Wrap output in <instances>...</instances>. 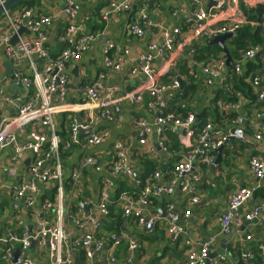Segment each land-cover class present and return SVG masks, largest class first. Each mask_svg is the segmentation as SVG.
Instances as JSON below:
<instances>
[{
    "label": "built area",
    "instance_id": "1",
    "mask_svg": "<svg viewBox=\"0 0 264 264\" xmlns=\"http://www.w3.org/2000/svg\"><path fill=\"white\" fill-rule=\"evenodd\" d=\"M198 5L193 11L192 17L194 25L192 34L186 37L182 30L176 27L171 33H164L161 42H151L148 49L151 54L140 55L142 61L140 72L144 79L134 90L119 91L109 84L106 76L120 72L127 64L131 53L128 50L116 47L113 43H106L102 48L101 57L104 73H100L95 79L88 82L83 88L77 89L79 100L69 102L70 93L74 90L70 88L72 77L70 70L82 61L83 56L91 49L94 42L100 37V33L90 31L86 26L79 23L78 12L72 0H63V12L66 15V26L59 31L54 38L58 48L54 51L50 49L49 38L44 32L52 23V18L47 15L34 16L29 8H18L9 12H4L0 17V154L2 150L10 145L14 146L12 162L22 160L28 152L33 159L29 166L26 178L16 182L8 190L10 206L12 210L11 218L16 217L15 224L22 225V221L17 217L20 213L30 212L31 217H38L36 211H44L55 214V222L43 219L39 215L31 231L28 232L24 225L21 234L9 231L3 237V223L0 217V264H34L29 252L31 241H36V247L46 246L51 264H75L73 250L82 249L88 260L86 264H115L117 258L113 250L127 241L129 253H133L137 246L134 239L129 238L125 233L119 235L111 234L108 239H103V224L101 219L107 220L110 216L109 206L114 203L111 200V189L113 180L110 175L122 174L137 190V194L128 195V192L119 193L115 200L122 217L129 218L133 223L146 233H152L155 222L160 217L156 211H148L151 199H161L170 197L178 189L188 197V203L195 206L199 198L197 196L198 185L201 183L199 165H212L214 158L210 153L214 149L223 146L228 138H233L240 142L246 141L247 127L252 131L253 140L257 143L264 142V106L260 115L250 118L248 124L242 116H236L232 121V127L227 131L214 130L211 124H206L196 135L195 141L191 140L195 136V116L189 113L181 119L166 111V105L160 86V79L164 73L155 71L152 60L155 58L163 59L168 54L175 53L176 48L181 49L190 45L194 39H212L217 35L232 33L249 23L246 14L238 10L242 3L244 9H257L264 5V0H229L226 2L215 0V6L207 11L200 8L202 0H192ZM223 1V2H222ZM4 0H0V6ZM134 0H114L110 1L108 7L102 14V21L106 22L115 14L128 12L131 10ZM251 8H247V7ZM137 20L134 24L126 26L125 33L135 38H143L145 31L154 24L150 22L148 13L144 9L137 11ZM218 23L211 26V23ZM24 29L30 36L18 34L20 29ZM164 31H162L163 33ZM180 35H183L182 37ZM17 40L11 45L12 38ZM194 49L190 46L188 53H193ZM257 56L262 57L263 71L259 76L253 77L252 83L255 89L264 88V45L256 46L246 50L242 54V60L235 62L232 73H241V62L253 60ZM171 60V59H170ZM3 61H8L14 68L7 75L2 66ZM174 66L175 60H171ZM167 65L165 72L169 70ZM190 67L199 68L202 84L212 88L219 84L226 91L230 90L227 84L229 76L225 63V58L207 61L206 63H195L190 61ZM83 83H85L83 81ZM15 84L18 88L10 91V87ZM180 85L176 78L172 80L168 87L171 91H178ZM147 100L144 104L145 109L151 113L152 120L145 118H134L132 123L138 129V142L140 145L146 144L145 136L155 133L161 137L164 126L169 124L178 131L184 144H191V149L183 160L177 162L167 184L162 183V173L155 171L152 175L154 182L144 185L140 174L133 166L127 162V153L124 147L118 142L113 146L110 155L115 157L107 169L109 174H104V186L97 196L90 200L78 201L79 204L88 207V215L78 207V212L84 213L85 222L79 221L73 214V226L84 228L85 233L71 242V251L65 252V242L67 239L66 230L63 227V219L67 213H71L69 203H65L66 195L69 198L76 195L77 184L80 180L79 172H74L69 179L72 182V190L65 194L63 186L62 164L59 158V137L55 131L54 117L60 113L74 114V112H84V122H77L74 117L68 131V140L63 149L79 148L86 152L82 159V168H92L95 171L101 170V159L93 154L87 153L91 149L99 146L108 136V130L101 129L102 124L115 123L121 113L123 104L140 103L143 97ZM257 101L264 103V89L259 93ZM1 105H8L12 112H2ZM217 106H221L220 103ZM237 108L236 105H234ZM28 127H31L28 129ZM27 131L26 141L16 144L17 136L23 131ZM45 130V133L43 131ZM89 133L81 139L82 132ZM46 145H48L46 149ZM190 147V146H186ZM159 149L164 150L163 142H159ZM215 165V164H214ZM213 165V166H214ZM101 172V171H98ZM248 172L255 181L251 186L241 187L231 195L226 203L224 212L219 216V232L222 235L230 233L234 224L239 225L243 221H251L257 215L264 216V199L258 207L246 214H242L243 204L254 196V193L261 188L264 180V148L252 155L248 161ZM161 174V175H160ZM25 175V172L21 177ZM162 176V177H161ZM112 177V176H111ZM81 181V180H80ZM49 187L56 189L54 200L48 199L40 201L41 193L47 191ZM80 200V199H79ZM88 200V201H87ZM37 203L40 209H36ZM91 208V209H90ZM69 210V211H67ZM99 214V218L95 214ZM150 213L151 215H146ZM165 218L167 220L166 235L172 243H177L184 239V246L187 250V260L185 264H213L209 262V248L213 245L214 239H210L200 244L195 249L196 241L190 239L186 229L179 227V223L187 221L191 215V209L179 211L170 201L164 207ZM240 213V214H239ZM42 219V220H40ZM83 231V230H82ZM246 240L250 236L245 237ZM10 243L11 245H7ZM15 244H19V254L13 260ZM262 249L259 245L257 249ZM103 251L109 253L108 260L102 259L100 262L94 259L96 254ZM240 260L244 263L253 262L252 252H242ZM224 261L223 258L218 262Z\"/></svg>",
    "mask_w": 264,
    "mask_h": 264
},
{
    "label": "crops",
    "instance_id": "2",
    "mask_svg": "<svg viewBox=\"0 0 264 264\" xmlns=\"http://www.w3.org/2000/svg\"><path fill=\"white\" fill-rule=\"evenodd\" d=\"M37 1L39 4L35 3V5L30 9L33 11L34 16L47 15L52 18L51 25L44 29V32L49 38V43L51 44L50 49L55 52L58 48V44L55 38L50 40V37L53 34L56 35L66 26V15L63 12V0ZM72 1L78 12L79 23L86 26V28L90 31L100 33V37L94 42L91 49L83 56L82 61L76 65L78 66L77 76L72 73L73 68L70 70L72 82L69 87L74 90L69 96V102L71 103L79 100L77 89L83 88V86L95 79L100 73H104L103 66L100 64L102 63L101 52L104 45L108 42L115 44L116 47L128 50L131 53V57L128 59L127 64L120 72L112 75L108 74L106 76L108 79L107 82L119 91H130L137 88V86L144 79V76L140 72L142 61L139 59V56L151 54L148 49L149 44L154 41L161 42L164 38V33L169 34L171 33V30L176 27H179L180 30H182V34H186V37L189 36V34H192L194 21L193 18L191 19V15L193 11L198 8V5L193 3L192 0H134L131 10L115 14L106 22H103L102 14L108 7L109 2L114 0ZM223 1L226 2L224 7H227L229 0ZM213 6H215V0H202L200 3V8L205 11ZM25 7V4H23L14 8V10ZM247 8L251 7L248 6ZM139 9H144L149 15L150 22L154 24L146 30L147 34H145L143 38H135L125 33L126 26L130 25L135 19L137 20V11ZM240 9L243 11V14H246V17V12L255 10L244 9L242 3L239 4L238 10L240 11ZM132 12H135L134 20H130ZM216 25H218V23H211V26ZM254 25L255 24L253 23L251 24V26ZM162 31L164 32L162 33ZM22 34L26 36L31 35L27 31H24ZM183 35L180 36L182 37ZM205 40L207 39H194L191 41L190 45H186L181 49L176 48L175 53L168 54L163 59L155 58L151 63L155 71L164 73V76L160 79V86L164 87L162 95L164 96L166 111L168 112L173 104L175 107L169 113H172L174 116L181 119L185 118L189 113H193L194 116H196L203 103L209 107V99L207 98L205 91L201 89L197 95L191 98L189 97L183 102L179 99L177 101L174 100L176 94L179 91H182L188 84L189 79L185 75L184 71V74H179L175 68L176 66L171 64V60H175L176 63L178 57H180L184 60L186 68L189 67L190 59L195 53H188L189 47H192L194 44L197 45V47H202L203 44L208 45ZM164 61H166L169 65V71L167 73L165 72L167 65ZM237 62H239V60H237ZM241 63V65H243L244 62ZM195 70L197 72L196 79H200L201 82L198 83L201 85L203 80L200 77L199 68H196ZM170 73L174 74V76L171 77V75H169ZM169 76L171 79L170 81H167ZM177 77L184 82V86L182 90H180L179 87L178 91H171L168 87L171 85L172 80L174 78L177 79ZM83 81L85 83H83ZM218 87L220 88V85L216 84V86L210 89V92L212 90H216ZM17 91L18 90L14 92ZM253 94L255 95L254 91ZM146 100L147 97L144 96L143 101L140 103L123 104L121 113L115 123L102 124L103 127L101 129L108 130L109 136L99 146L87 152L96 155L101 159L102 168L101 170H98L101 172L88 167L80 169L82 167V159L86 155V152L82 149L73 148L72 150H68L69 153L67 157L64 159L60 158L62 164L63 182L64 179L69 178L74 172H79L81 180L78 181L76 195L72 196V198H69L66 195V200L64 201L65 203H69V208L71 210V213H67L63 219V227L67 233V239L65 242L66 253L71 251V242L86 232V227H74V224L72 223V220L69 219V216L71 218L75 216L79 221L85 222V217H83L84 213L78 212V201L86 199L90 200L92 195L97 196L99 191L103 188L104 174H108L107 169L110 167L108 166L109 162H112L115 159V157L110 155V152L113 151V146L117 142L118 144L121 143L124 147L128 157V164L137 170L140 177L142 176L141 179L144 185L154 182L152 179L153 172L157 171L162 173V176H164L165 174L163 171L165 168H168L167 166H169V164L183 160V158L186 157L190 151L191 144H184L181 136L178 134V131L172 128L169 124L164 126L161 137L158 138L155 133L152 132L145 136V145L139 144L138 129L132 123V120L134 118L141 117L150 121L152 120L153 115L149 113L144 106ZM224 102L226 104L221 103L220 107L215 106L217 108L216 111H213L215 109L212 108L210 110V112L214 115L217 111L226 113V119H223L221 116L218 120L216 118L209 117V121L206 124H211L214 127V130L222 129L223 131H227L230 129L234 119H228V116L231 114H234V117L237 114V116H242L245 120L248 119L246 122L248 124L250 118H255L256 115L261 114L260 111L264 106V103L257 101L256 98L251 100V98H248L245 95L240 96L236 103H227L228 100L226 99H224ZM234 105H236L237 108H235ZM1 108L2 112H12L11 107L8 105H1ZM76 113L79 114L80 120L84 122L85 113L74 112V117ZM63 114L66 113H60L54 117L56 133L59 130L60 119ZM30 128L31 127H28V129ZM246 129L247 132L245 142L236 141L234 139L228 145H224L222 147L223 149L220 157L221 163L216 162L217 155L215 154V151L217 149H214V152L210 154L214 158L215 165H199L198 171L201 174V183L198 185L197 192L199 201L195 206L190 205L188 203V197L182 194L178 189L174 192V194H172V196H170V201L179 211L185 210L187 207L192 211L191 217L187 221L182 220L179 223V227L186 229L188 237L193 241H196L195 249H198L200 244L205 243L210 239H214L213 245L209 248L208 259L209 262L213 264H238L240 257L242 256L241 253L245 251L249 253L252 252L254 259L260 260V264H264V216L259 214L251 221H243L239 225L234 224L230 233L227 235H222L219 232L220 227L218 219L224 212L228 199L241 187L251 186L255 182L248 172L249 158L264 148V142H255L252 137V130L248 127ZM43 133H45V130ZM82 134L85 136L87 135L85 132H82ZM26 136L27 131L24 129L17 136L16 144L18 145L24 143L26 141ZM195 138L196 136H194L191 141L194 142ZM159 142H163L164 150L159 149ZM172 145L177 146L178 151L172 153L168 152L169 147ZM13 150L14 146L10 145L5 147L0 154V217L2 218L3 223V237H5L9 232L7 230L15 231L20 235L23 231L21 228L24 225L26 226V229L29 227L31 231V226H34L36 220L39 218V215L41 218L48 219L53 222H55L56 218L55 214L47 213L41 210L36 211L38 217H31L30 212L27 213V211L20 213L17 217H19L22 221L21 226L15 224L16 217L11 218L12 210L8 190L10 187H13L20 178L21 179L18 182L26 178L25 176L33 159L32 155L28 152L22 160H18L13 163ZM27 160L28 165L26 166L25 161ZM24 172L25 175L21 177ZM110 178L113 180V187L110 195L111 200L113 198L114 202L117 191L120 193L128 192V195H130L129 193H138V190L131 185L129 181L122 176V174L110 175ZM167 181L161 180V182L165 184H167ZM262 188H264V180L262 181L260 189ZM214 191H218L216 199L211 196V192ZM256 192L254 194H256ZM70 200L72 203H70ZM262 201L263 200L260 196L254 195L248 202L243 204L240 212L241 214H239L242 215L250 212L254 208L258 207ZM36 209L39 210L40 208L36 206ZM160 209L162 210V213L159 212ZM156 210L160 214V217L155 222L154 231L147 234L141 228L137 227L130 219H123L122 217L117 218L118 214L115 216L113 215V218L111 219H101L102 223H109L111 225L112 229L110 232L121 229L125 232V234L127 233L126 235L134 239L138 246L133 253H129L127 249L128 245L121 243L120 246L113 250V254L117 258L115 264L186 263L187 250L183 244L184 239H181V241H178L177 243L171 242L165 232L167 228V220L165 218L163 207H160L159 204L158 206H151L148 209L150 213H155L154 211ZM150 213L146 215H151ZM94 214L96 218L100 219L99 214ZM106 233H108V231H106ZM247 235L250 236L249 240L245 239ZM140 241L143 243L140 244ZM7 245L11 244L8 243ZM259 245H262L263 248L257 249ZM19 247V244H15V249H19ZM80 250L83 251L82 249H78L73 250V252H76L78 256V252ZM84 251L83 253L85 255ZM29 255L31 256L34 264H51L48 256V248L46 246L36 247V249L29 252ZM108 257L109 253L107 254V251H103L96 254L94 259L100 262L102 259L107 261ZM221 258H223L224 261L222 260L221 262H218ZM87 262L88 260L86 259V263Z\"/></svg>",
    "mask_w": 264,
    "mask_h": 264
},
{
    "label": "trees",
    "instance_id": "3",
    "mask_svg": "<svg viewBox=\"0 0 264 264\" xmlns=\"http://www.w3.org/2000/svg\"><path fill=\"white\" fill-rule=\"evenodd\" d=\"M34 5H35V2L33 1L25 4L26 8H29V9L33 7ZM246 13H247L249 23L251 24L253 23L255 25L251 26V24H248V25L242 26L240 29H238L235 32V36L232 39L226 40L224 43L231 57L232 64L237 60L239 61L242 60V54H244L246 50L256 47L258 45L259 46L264 45V5H260L257 9L251 10ZM134 14L135 12H132L130 16V20H134ZM132 23L134 24V22H131V24ZM192 48L194 49L195 53L192 55V58L190 59V61H193L195 63H200V62L206 63L207 61H211V60L219 58L220 56H223L222 49L215 45L203 44L202 47H197V45L194 44L192 45ZM175 66H176L175 67L176 70L179 72L180 75L184 74L185 72V75L189 79L188 84L183 88L182 91H179L174 97L175 101L179 99L181 102H183L184 100H187V98L189 97L191 98L197 95L201 89L205 91V93L207 94V98L209 99V107L207 105H204L203 103V105H201L200 111L195 116V124H194L195 136L198 135L200 130L205 126L206 123H208L209 117H213L218 120L219 117L221 116L223 119H226V113H221L217 111L218 113L216 112L214 115L213 113L210 112L211 108L215 109L213 111H216L217 108L215 107V105L217 102L226 104L224 102V99H226L228 100L227 103L233 104L238 101V98L240 96H244V95L248 98H251V100H254L255 98L257 100L259 93L263 90V86H261L260 89H255L253 87V83L250 81V77L252 75L259 76L261 72L263 71V62H262L261 56H257L253 60H246L241 66L240 74H234L231 72L232 65L228 67L227 70H228L229 79H228L227 84L229 85L230 90L226 91L223 87H220V88L218 87L215 90L213 95L210 92V90H208L209 89L208 87L206 86L204 87L202 83L201 85H199L201 81L200 79H196L197 72L195 68L190 67V66L186 68V65L184 64V60H182L180 57H178V60L176 61ZM169 75H171V77L174 76V74H171V73ZM170 79L171 78L169 76L167 81H170ZM253 91L255 92V95L253 94ZM174 107L175 106L172 104L168 112L172 111ZM235 117H234V114H231L230 116H228V119L231 118L232 120ZM73 118H74V114L66 113V114H63L60 119V126H59V130L57 131V135L60 140L59 158H62V159L67 157L69 153L68 150L63 149V146L65 142L68 140L69 126ZM84 137L85 135L82 134L81 139H83ZM47 147L48 145H46V149ZM73 148H71L70 150H72ZM176 151H178V148L175 145L170 146L168 149V152L170 153L176 152ZM176 163L177 162L171 163L169 164V166H167L168 168H165V170L163 171L165 174L162 179L163 181L169 180L171 176V171L173 170V167ZM63 186H64L65 194H68L72 190V182L70 181L69 178L64 179ZM119 193L120 192L117 191L115 195L116 199ZM55 194H56V189L53 187H50L47 191L44 190L41 193L40 201L44 202V200L46 199L53 201ZM254 195L260 196V198L264 199V188L258 190L256 194ZM170 200H171L170 197H163L161 199H151L149 207L158 206L160 204V207L162 206L164 209L165 204L170 202ZM70 203H72L71 200H70ZM109 211H110V216H109L110 219L113 218V215L115 216L117 214H118L117 218L122 217V213L118 208H116L115 202L110 204ZM122 218L126 219L124 217ZM102 224H103V229H104L102 237L105 240L108 239L111 234L119 235L121 233H125L121 229L110 232L112 229L111 225L109 223H105V224L102 223ZM105 230L108 231L109 234L106 233ZM148 235H151V234H148ZM122 243L127 244V241H123ZM141 243L143 242L140 241V244ZM242 262L243 261L240 260L238 264H243L244 262L243 263ZM255 263L260 264V260L256 259V261L249 262L247 264H255ZM78 264H86V257L83 251L81 250L78 252Z\"/></svg>",
    "mask_w": 264,
    "mask_h": 264
},
{
    "label": "water",
    "instance_id": "4",
    "mask_svg": "<svg viewBox=\"0 0 264 264\" xmlns=\"http://www.w3.org/2000/svg\"><path fill=\"white\" fill-rule=\"evenodd\" d=\"M31 1H35L36 4H39V2L37 0H4L3 4L0 6V17L4 14V12H9L11 11L12 9L16 8V7H19L20 5H23V4H26L28 2H31ZM140 28L145 31V34H147L146 32V29L139 25ZM25 30L22 28L19 30L18 34H22ZM55 34H53L51 37H50V40L52 38H54ZM233 38V34L232 33H226V34H222V35H217L215 37H213L212 39H209V40H205L206 43L208 45H215L219 48L222 49V52L224 54V58H225V63L227 66H230L231 64V57L229 55V52L227 50V48L225 47L224 43L226 40H229V39H232ZM17 40V37L14 36L11 40V45H14V43L16 42ZM2 66L5 68V73L7 75H9L12 71V69L14 68L8 61H3L2 62ZM77 72H78V66H75L73 68V71L72 73L77 76ZM253 77H251L250 81L253 80ZM177 81L180 85V90H182L183 86H184V82H182V80L177 77ZM18 87L13 84L11 87H10V91H14L15 89H17ZM215 90H212L211 93L212 95L214 94ZM75 118L77 120L78 123H80V116L78 113L75 114ZM85 133H89V131H86ZM234 139L232 138H229L224 145H228L230 142H232ZM223 145V146H224ZM222 146V147H223ZM222 147H219L216 151H215V154L217 155V163H221V152H222ZM25 165L27 166L28 165V160L25 161ZM37 206H40V203H37ZM79 207L83 210V212L85 213V215H88V207L85 206V205H82V204H79ZM159 212L162 213V210L160 209ZM239 212H241V209L239 210ZM27 231L30 232V228L27 227ZM35 246H36V241H31V249H35ZM19 254V249H16L14 251V254H13V260H15V258L17 257V255ZM73 255H74V262L75 264H78V256H77V253L76 252H73Z\"/></svg>",
    "mask_w": 264,
    "mask_h": 264
},
{
    "label": "clouds",
    "instance_id": "5",
    "mask_svg": "<svg viewBox=\"0 0 264 264\" xmlns=\"http://www.w3.org/2000/svg\"><path fill=\"white\" fill-rule=\"evenodd\" d=\"M234 36H235V35H233V37H234ZM207 40H209V39H207ZM223 57H224V54H223ZM231 65H232V68H231V69H233V65H234V63H233V64L231 63L230 66H231ZM226 66H227V65H226ZM230 66H227V68L230 67ZM234 74H235V73H234ZM210 89H211V88H209V90H210ZM218 103H220V102H217L215 106H217ZM220 104H221V103H220ZM236 116H237V115H236ZM228 139H229V138H228ZM232 139H233V138H232ZM236 141H237V140H236ZM224 144H225V143H224ZM221 147H222V146H221Z\"/></svg>",
    "mask_w": 264,
    "mask_h": 264
},
{
    "label": "rangeland",
    "instance_id": "6",
    "mask_svg": "<svg viewBox=\"0 0 264 264\" xmlns=\"http://www.w3.org/2000/svg\"><path fill=\"white\" fill-rule=\"evenodd\" d=\"M220 57H222V56H220ZM217 192H218V191L211 192V196H212L214 199L217 198ZM218 201H219V200H218ZM213 207H214V206H213Z\"/></svg>",
    "mask_w": 264,
    "mask_h": 264
}]
</instances>
